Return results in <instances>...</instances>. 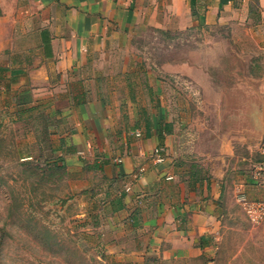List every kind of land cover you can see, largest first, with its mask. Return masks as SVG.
<instances>
[{
    "label": "rangeland",
    "instance_id": "obj_1",
    "mask_svg": "<svg viewBox=\"0 0 264 264\" xmlns=\"http://www.w3.org/2000/svg\"><path fill=\"white\" fill-rule=\"evenodd\" d=\"M250 2L246 21L240 20L241 13H233L228 15L231 22L207 26L198 17L206 5L198 1L197 25L134 30L127 41L122 36L112 45L116 58L110 68L122 71L126 53L131 60L126 74L94 79L102 87L98 94L123 104L111 135H136L147 121L154 126L171 123V135H196L197 122L206 113L208 124L237 132L241 125L236 86L253 89L264 84V13L259 0ZM4 31L0 28V39ZM32 47L0 45V264H264V216L253 221L235 190L238 176L249 175L259 151L232 171L216 239L206 235L210 244L200 249L195 245L184 254L159 246L149 228L126 222V213L111 214L109 202L125 184L115 173L92 168L85 154L80 155L81 165L69 169L66 164L65 174L51 176L50 166L60 157L59 130L69 125L63 118L69 110L65 106L80 91L32 87L27 82L34 64L30 57L36 54ZM221 99L225 106L216 104ZM247 102V112L254 114L256 99L251 95ZM177 140L170 138L169 148L174 149ZM157 147L166 156V148ZM237 152L242 155L243 146ZM191 170L200 169L195 164ZM205 177L200 170L199 178ZM169 190L176 195L174 186ZM262 196L253 200L264 202V190Z\"/></svg>",
    "mask_w": 264,
    "mask_h": 264
},
{
    "label": "crops",
    "instance_id": "obj_2",
    "mask_svg": "<svg viewBox=\"0 0 264 264\" xmlns=\"http://www.w3.org/2000/svg\"><path fill=\"white\" fill-rule=\"evenodd\" d=\"M198 1L206 7L203 14L196 7L193 16L191 0H0V28L7 29L0 45L6 49L24 44L36 49L30 57L34 64L27 82L38 90L80 91L65 106L69 109L63 113L69 124L67 129L59 130L64 140L59 153H66L69 169L72 164L81 165L80 155L85 154L93 161L94 169L103 168L110 176L115 173L125 189L109 202L111 214L126 213V222L131 226L149 228L154 242L180 254L191 253L195 245L200 249L201 241L196 244L198 238L209 235L216 239L232 171L263 149L264 84L261 82L253 89L236 86L241 125L237 132L208 124L206 113L200 124L197 122L196 135L164 134L160 140L157 125L150 136L145 135V128L137 130L136 135H111L122 115L123 104L98 94L102 87L96 86L94 79L126 74L131 55L126 53L124 69L115 71L109 67V62L116 58L111 46L123 37L127 41L134 30L187 29L197 25L195 17L199 14L207 26L231 22L233 18L228 15L233 13H241L240 20L246 21L251 5L250 0H194V8ZM259 1L264 13V0ZM203 88L208 89V85ZM251 95L257 101L254 114L247 112ZM224 102L221 99L216 104L225 106ZM173 137L178 139L174 149L169 148ZM160 145L166 148V156L164 161L157 162L154 151ZM239 146L244 151L240 156ZM97 155L105 161H97ZM188 162L189 170L183 173ZM195 164L205 171L206 177L191 185V168ZM250 183L247 175L238 176L235 190L244 185L250 199L262 198L263 190ZM170 186L176 189L175 196ZM253 188L257 189L255 193ZM122 196L123 207L114 210Z\"/></svg>",
    "mask_w": 264,
    "mask_h": 264
},
{
    "label": "built area",
    "instance_id": "obj_3",
    "mask_svg": "<svg viewBox=\"0 0 264 264\" xmlns=\"http://www.w3.org/2000/svg\"><path fill=\"white\" fill-rule=\"evenodd\" d=\"M137 136H140V133H137ZM163 151V148L155 149L154 156L157 162L164 161ZM248 177L251 182L250 184L264 190V148L261 150L259 159L251 162ZM237 200L253 221L259 222L263 218L264 202L251 200L244 189V185H240L237 188Z\"/></svg>",
    "mask_w": 264,
    "mask_h": 264
},
{
    "label": "trees",
    "instance_id": "obj_4",
    "mask_svg": "<svg viewBox=\"0 0 264 264\" xmlns=\"http://www.w3.org/2000/svg\"><path fill=\"white\" fill-rule=\"evenodd\" d=\"M191 7L193 9V16H195L196 12L194 11V0H191ZM157 126H158V133H159L158 135H159L160 140H163L164 134H171L172 133V124L171 123H165L164 125L158 124ZM153 128H154V124L151 121H147L146 126H145V135H147V136L152 135V129ZM63 143H64V140L62 139L61 144L63 145ZM56 150L59 152L61 150V147L57 148ZM68 152H71V151H68ZM62 157H63V155H60V157L54 159L53 163L51 164V166H50V171H52L51 176H54L56 174H65L66 173V163H65V159ZM27 164H30V163H27ZM92 168H94V167H92ZM191 175H192L193 181H194V184L191 183V185H196L197 182H202L204 180L202 178L201 179L199 178L200 170L199 171H193L192 170ZM122 199H123V196L117 200L118 207L116 208L115 207L116 205H115L114 210H116V209L118 210V208L120 209L123 207ZM47 234H49V236H50V233H47ZM200 241H201L200 242V248H204L205 245L210 244V240L206 239V237H202L200 239ZM58 247H62V246L59 244ZM50 249H52V248H50Z\"/></svg>",
    "mask_w": 264,
    "mask_h": 264
}]
</instances>
